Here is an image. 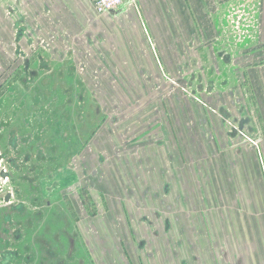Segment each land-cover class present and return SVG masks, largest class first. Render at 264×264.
Returning <instances> with one entry per match:
<instances>
[{"label":"flooded vegetation","instance_id":"af4514ba","mask_svg":"<svg viewBox=\"0 0 264 264\" xmlns=\"http://www.w3.org/2000/svg\"><path fill=\"white\" fill-rule=\"evenodd\" d=\"M11 6L6 5L9 14L14 10ZM70 8L76 16L77 25L81 28L90 26V29L85 30L82 37L73 35L71 31L59 36L61 41L74 43L67 44L64 52L43 41L42 50L50 51L55 60L43 55L39 48L26 57L21 55L22 63L6 77V86L19 82L16 87L24 96V101L37 106L41 116L46 118H37L35 112L31 115L34 119L31 116L17 117L16 113L0 116V264H154V242L158 237L163 239L162 264H186L181 248L184 229L180 217L176 220L170 218L168 200L171 163L175 164L176 158L165 137L154 139L159 135L157 117L161 115L164 119L163 124L158 121L163 134H167V126L170 130L173 118L166 107L173 102L177 105V122L181 118L189 119L187 125L191 129L193 116L187 105L195 107L196 131L187 139L191 149H216L221 143L220 137L236 133L243 136L242 121L237 123L235 112L229 108L233 109L235 105V78L245 80L247 77L243 67L248 57L217 48L215 54L201 57V62L191 71L180 69L172 75L159 69L155 73H143L140 75L142 80L128 84L130 88H138L152 96L144 101L145 106H141L143 94L137 93L133 102L138 108L130 118L134 124L146 126L144 130L148 141L153 139L155 147L165 149L163 165L158 168L159 175L163 177L160 182L152 178L155 166L150 150L140 152L139 147L127 139L131 128L126 125L127 116H124L122 101L111 97V106H117L119 114L109 112L97 89L90 91L82 77L84 73L89 74L97 88H103V78L113 85L116 69L114 65L110 68L101 65L99 57L121 46L114 40L117 36L112 29L119 25L133 32L138 26L142 29L141 17L134 12L129 13L127 18L121 17L118 9H114L113 14L110 11L99 14L90 0L76 1ZM242 12L245 13V10ZM107 16L110 20L101 21ZM241 23L237 29L242 36L233 34L230 39H239L243 44L250 37L246 35L247 27ZM106 41H110L111 45L106 46ZM75 44L83 45V49H76ZM76 53L84 59L65 65V60H74ZM231 87L233 89H229L227 101L220 90ZM188 89L193 90V100L188 97ZM204 93H213L214 97L204 98ZM237 100L239 103L242 101ZM146 108L151 111L149 114H146ZM104 121L110 127L107 124L106 131L99 133ZM219 122L221 131L218 130ZM46 125L53 138L60 136L66 146L60 147L56 141L48 145L45 137L50 131L44 133ZM178 129H171L175 137L172 148L184 149ZM255 130L257 132L258 128L255 127ZM102 133L107 138L115 134L119 138L126 137L120 145L114 144L113 159L107 160V156L99 152L95 165L91 160L77 164L75 155L87 150L77 149V145L85 148L94 137L109 152ZM223 145L227 146L226 142ZM109 166L117 171L126 168L130 177L124 183L126 200L134 201L136 206L157 201L162 208L159 206L158 209L155 207L152 211L143 212L139 218L135 213L127 212L124 220L118 210L119 205L123 207V198L118 197L121 181L115 172V176L110 174ZM108 191L111 193L108 194ZM179 198L178 195L175 202L177 208ZM134 220H137V225L146 222L150 231L139 233L133 226ZM175 223L180 228L177 239L172 242L170 231Z\"/></svg>","mask_w":264,"mask_h":264},{"label":"crops","instance_id":"0c3cea01","mask_svg":"<svg viewBox=\"0 0 264 264\" xmlns=\"http://www.w3.org/2000/svg\"><path fill=\"white\" fill-rule=\"evenodd\" d=\"M76 1L83 0H43L42 11L34 8L33 22L47 26L43 15L56 13L50 21L58 25L57 12L65 10L77 24L70 8ZM31 2L11 0L10 4L21 7ZM118 10L125 18L137 13L144 27L135 29L139 37L120 25L112 29L121 46L101 55L99 62L106 68L114 65L115 72L122 68V73H135L127 78V84L159 69L172 75L180 69L191 71L201 57L215 54L217 48L245 55L247 64L252 58L260 59L246 66L243 99L240 103L235 99L233 109L229 108L235 112V121H242L244 137L238 133L220 137L216 149H191L188 140L184 149H171L176 160L171 163L168 200L170 218L180 217L184 229L181 248L186 264H264V0H138ZM241 22L251 39L238 46L230 39L233 34L229 30ZM130 38L139 44L135 57L124 50ZM221 126L219 122V131ZM178 195L179 208L175 203ZM179 228L175 223L170 231L172 242Z\"/></svg>","mask_w":264,"mask_h":264},{"label":"rangeland","instance_id":"374dc122","mask_svg":"<svg viewBox=\"0 0 264 264\" xmlns=\"http://www.w3.org/2000/svg\"><path fill=\"white\" fill-rule=\"evenodd\" d=\"M11 0H0V116L4 115H9L11 114V116L13 115L12 113H16L17 117L20 116H31L34 112L36 114V117L38 118L39 116L42 119H45L44 116H41L39 109L37 106H34L30 101H24V96H21V91H19L18 86L16 87V85L19 84V82L17 83H12L11 86H6V77L8 76L9 73H11L13 71V69L20 65L22 63L23 58L20 57L21 55H23L24 57H26V55H29L32 51L34 50H39L43 52V55H45L46 57L52 58L55 60V58H53L52 53L48 50H42L41 45L43 43V41L45 42H49V44H51L52 46L57 47L56 49H58V51L60 52H64L66 49V45L70 44L73 45L74 43H69L66 40H60V38H58L59 36H63L64 33L71 31L73 35H77L79 37H82L84 35V31L87 29H90V26L85 27H80V25H77L74 23L72 17L67 13V11L62 10L59 13L57 12V14L60 17V21L58 22V25H54L51 24L50 21V16L56 15V13H52V15H43L44 18V22L46 23L47 26L43 25V24H39L41 21H39L38 23H36L35 21L33 22V12H34V8H38V10L42 11V6H43V0H32L31 4L28 6H21L19 4H16L15 6H11L13 7V14H9V11L7 10L6 5L10 4ZM52 2V1H51ZM54 6V5H53ZM22 8V10L18 11V9ZM46 7H49V5H47ZM17 10V12L15 13V11ZM242 10V9H240ZM238 11V9H237ZM12 13V12H11ZM42 13V12H41ZM239 13V12H238ZM105 17L101 18V21H104ZM39 29V30H38ZM97 31V30H96ZM95 31V32H96ZM232 34L234 35H238V36H242V33H240L237 29V27L234 25L233 27L231 26L230 30H229ZM135 37L136 35L139 34V31H135ZM231 34V35H232ZM257 34V32H256ZM255 36V35H254ZM131 41L126 42L125 44H127V48L124 47V50L126 51L125 53L130 54L133 53V57L137 56V47L138 46V41L132 43V38H130ZM251 39V37H250ZM239 39L236 40V43L238 46H242L243 44H240V42L238 41ZM250 41V40H249ZM257 42H254V45H256ZM99 46V45H98ZM75 48L76 49H83V45L75 44ZM74 48V50H76ZM153 50V49H152ZM242 54V52H241ZM237 56V55H236ZM78 59H84V56H78L76 53V58L73 60L71 59H67L65 60V65L70 62H74ZM145 59H148L147 56L145 57ZM260 59L255 57L252 58V61L250 62V64H245L243 67V71H247L246 68L250 65H255V63H259ZM247 66V67H246ZM119 71L113 73V76L115 77V80L113 81V85L108 84L107 80L103 78V88H97L95 83L93 82L91 76L87 73L82 74L83 80L87 83V85L89 86V90L92 91L93 89H97L96 92L99 96V98L103 99V104L108 106V111L111 112L113 114H119V112H116V108L117 106H111L110 103V98L114 97L117 98L119 100L122 101V103L124 104L123 106H121L123 108L124 112V116H127V123L126 125H129L131 128V132L129 134V137L127 139H129V141L133 142L134 145H137L139 147L140 152H149V154H151L152 158H153V165L155 166V172L153 173L152 178H155V180L157 181H163V177L159 175L158 173V168L160 166L163 165V160H164V151L165 149H163L162 147H155V142L152 139L151 141H148V137L146 135L145 132V128L146 127L144 124H134V120H131V116L134 113V110H136L138 107L134 106V98H136L135 96L137 95V93H141L143 94L142 99V105L141 106H145L143 105L144 101L147 100L148 98L152 97L150 96V94L146 93L143 90H139L137 89H132L128 86V84L126 83L127 78H129L132 75H135V73H125V72H121L122 68H118ZM240 78V77H239ZM239 78H235V90H234V96L237 100V98L241 99V94H245V89L247 88V77L245 78V80L241 79V82L239 83L238 80ZM91 85H90V84ZM194 88V86L192 87ZM229 89H233L231 88H225L223 90H220L221 96L224 99H227V101L229 100L228 98V91ZM238 90H241V93L239 94ZM192 89H188V97L190 99H192L193 97L192 95ZM176 92V91H175ZM89 93V92H88ZM194 93V92H193ZM216 93V91H215ZM204 98H213V93L210 95H207L206 93H204L203 95ZM193 100V99H192ZM170 105H168L166 107V109L169 111V113L172 116V126L170 127L169 130V126H167V134H163V129L161 128V124L158 120L162 121V124L164 122V119L162 118V116H158L157 117V122H156V129H157V133L159 134L158 137L155 136V138H164L167 140V146L170 147L171 149L173 146V141L175 140L173 131L171 129H178L180 131V135L181 139L183 141V143L187 144V139L188 137L193 134L196 130H195V118L194 115L196 113V109L195 107H192L190 104L187 105L188 107V111L189 113L193 116V120H192V124L193 127L190 129L188 128L189 125V119H184L181 118V121L177 122V118H175V116H178L177 110L175 109L177 107V105H175L173 102L169 103ZM228 104V103H227ZM133 105V106H132ZM35 107V109H34ZM146 114H149L151 111L146 108ZM164 116V115H163ZM187 115H185L184 117L186 118ZM16 117V118H17ZM22 117V118H23ZM33 117V116H31ZM131 117V118H130ZM148 118V117H147ZM161 118V119H160ZM34 119V117H33ZM151 119V118H150ZM103 121V119L101 120V122ZM175 121V123H174ZM103 126L98 130V132H103L106 131L105 126L110 127L109 123H107V121L102 123ZM160 124V125H159ZM178 124V125H177ZM188 124V125H187ZM178 126V127H177ZM136 127V128H135ZM113 128V125H112ZM139 132H138V130ZM50 131L47 135V137H45V140L47 141L48 145H50L51 141H53L55 143V141L57 143H59L60 147L66 146L65 142L62 140V138L60 136H55L53 138V133L50 130L49 126H45V130L44 133L46 134L47 131ZM142 133H141V132ZM27 132V131H25ZM138 133V134H137ZM103 134V133H102ZM103 134L102 136L104 137V142L107 143L108 145V151H105V149L103 148L104 144L103 143H98L97 141H99V139L97 137L92 138L89 143L85 146V148L83 147H79L77 145V149H87V150H82L79 151L76 155H75V161L77 164H79L80 161H87L89 162L91 160V163L95 165L96 163V155L99 152L104 153V155L107 156V160L113 159V146L115 143H117L118 145H120L119 143H121V141L124 140L126 137L123 135L121 138H119L120 136H118V134L113 135V137H111L110 135L109 138L106 137V135ZM135 135H138L135 136ZM94 139L96 140V142L94 141ZM91 155V156H89ZM93 158V159H91ZM110 167V166H109ZM108 167V168H109ZM111 168V167H110ZM90 169V167H89ZM110 174L117 175V178L120 179L121 181V193H118V197L123 198V207H121V205L118 206V210H120V213L123 214L124 216V220L126 219L127 216V212L130 213H135V215L137 216V218L142 216L143 212H149L152 211L153 209H158L157 207L160 206L161 203L157 202V201H149L147 202L145 205H139L136 206L134 205V201H128L124 198V183L125 181L128 179H130V177L128 176V172L126 170V168L124 167V170L122 171H117L116 169L111 168L109 169ZM115 176V175H114ZM143 177H147V176H143ZM111 192L108 191V194H110ZM99 204L100 201H98ZM94 205V204H93ZM125 206V207H124ZM161 207V206H160ZM102 208V206H101ZM162 208V207H161ZM104 209V207L102 208ZM124 210V211H123ZM162 211V209H161ZM163 212V211H162ZM162 221V219H161ZM137 220H134L133 226H135V229H137V231L139 233L145 234L148 231H150V226H148V224L146 222H141V224L139 223L137 225ZM163 234L162 230H161V235ZM124 240L126 239V236H124ZM116 243L118 244V240L116 241ZM155 248H156V261L154 262V264H162L163 262V239L162 237H158L156 238L155 242ZM118 249L120 250V246L118 244ZM117 250H115L116 252ZM135 256V255H133Z\"/></svg>","mask_w":264,"mask_h":264},{"label":"built area","instance_id":"2783aa9c","mask_svg":"<svg viewBox=\"0 0 264 264\" xmlns=\"http://www.w3.org/2000/svg\"><path fill=\"white\" fill-rule=\"evenodd\" d=\"M138 0H90L99 14L108 13L111 10L118 9L125 3L135 4Z\"/></svg>","mask_w":264,"mask_h":264},{"label":"water","instance_id":"95a60500","mask_svg":"<svg viewBox=\"0 0 264 264\" xmlns=\"http://www.w3.org/2000/svg\"><path fill=\"white\" fill-rule=\"evenodd\" d=\"M115 10H111L110 13L113 14Z\"/></svg>","mask_w":264,"mask_h":264}]
</instances>
